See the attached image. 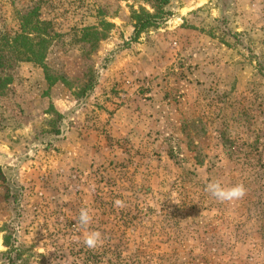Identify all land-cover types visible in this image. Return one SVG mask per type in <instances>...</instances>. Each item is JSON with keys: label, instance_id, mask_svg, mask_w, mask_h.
Here are the masks:
<instances>
[{"label": "rangeland", "instance_id": "obj_1", "mask_svg": "<svg viewBox=\"0 0 264 264\" xmlns=\"http://www.w3.org/2000/svg\"><path fill=\"white\" fill-rule=\"evenodd\" d=\"M33 2L56 81L18 63L0 94V264H264V0H169L137 42L152 0H0V33ZM214 180L246 195L221 203Z\"/></svg>", "mask_w": 264, "mask_h": 264}, {"label": "trees", "instance_id": "obj_2", "mask_svg": "<svg viewBox=\"0 0 264 264\" xmlns=\"http://www.w3.org/2000/svg\"><path fill=\"white\" fill-rule=\"evenodd\" d=\"M14 2L15 0H8ZM155 7V14H150L144 8L138 11H132L131 20L133 21V34L131 42H137L142 35H148L152 30H157L160 24L164 22L163 7L169 4V0H152ZM18 21V27L13 35L0 33V94L6 90L12 82L8 72L14 64L32 63L41 67L45 73V79L49 84H53L56 80H52L49 70L44 66L46 51L52 42L60 36L53 28L50 21L42 20L40 15L39 2H33L32 6L24 10L15 12ZM102 31L108 30L112 25L108 22H102ZM81 36H90L88 39L94 44L95 39L91 36H102L103 32H99L96 27H85L81 29ZM75 36H78V31ZM89 41V40H88ZM197 164H201L204 156L195 155ZM3 178L0 170V179ZM8 245V243H6ZM11 250L7 256L9 264H28L29 259L23 258L21 252Z\"/></svg>", "mask_w": 264, "mask_h": 264}, {"label": "clouds", "instance_id": "obj_3", "mask_svg": "<svg viewBox=\"0 0 264 264\" xmlns=\"http://www.w3.org/2000/svg\"><path fill=\"white\" fill-rule=\"evenodd\" d=\"M205 191L221 203H231L243 199L246 195V189L242 183L233 186H224L220 181L214 180L206 184ZM114 207L123 208L124 202L117 199L113 202ZM76 225L83 230V244L88 249H96L103 244V237L99 231H88L92 221L89 211L81 208L79 214L74 217Z\"/></svg>", "mask_w": 264, "mask_h": 264}]
</instances>
